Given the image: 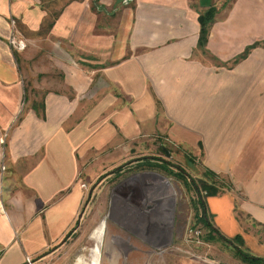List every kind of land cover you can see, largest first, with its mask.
<instances>
[{
	"label": "crops",
	"instance_id": "1",
	"mask_svg": "<svg viewBox=\"0 0 264 264\" xmlns=\"http://www.w3.org/2000/svg\"><path fill=\"white\" fill-rule=\"evenodd\" d=\"M42 1L60 6L53 17ZM209 1L0 0V264H46L79 228L82 162L156 133L200 152L226 184L205 199L213 228L264 259V0ZM210 6L219 8L200 46L198 17ZM104 11L120 15L113 33L96 22ZM16 22L111 62L95 69L93 103L82 69L64 66L61 86L26 104L9 45Z\"/></svg>",
	"mask_w": 264,
	"mask_h": 264
},
{
	"label": "rangeland",
	"instance_id": "2",
	"mask_svg": "<svg viewBox=\"0 0 264 264\" xmlns=\"http://www.w3.org/2000/svg\"><path fill=\"white\" fill-rule=\"evenodd\" d=\"M208 2L211 5L212 1ZM42 3L51 17L60 8L56 4ZM228 3L229 0L219 1L222 8ZM210 8L217 12L219 7L210 6L207 10ZM119 18L120 15L116 18V14L106 13L97 17L96 22L107 26L108 30L103 33L109 34L115 32L111 31L110 24L113 26L117 19L120 22ZM80 35L74 38L75 44L82 39V33ZM13 36L25 45L24 50L18 52L9 44L23 78L26 104L34 99L40 103L46 90L59 88L64 66L82 69V88H85L82 96L94 102V89L102 86L100 75L95 77V69L111 62L95 63L92 56L82 54L81 47L49 36L44 27L30 32L16 22ZM121 140L97 157L92 155L82 162L79 178L85 199L79 228L46 264H77L78 257L81 264L82 258L90 264L89 251L93 246L96 249L90 237L102 221L106 228L100 244L99 264H110L114 252L113 257H118L120 264H244L232 246L217 239L209 241L208 230L198 221L200 210L193 183L215 184L219 191L226 186L209 178L202 167L200 152L159 133ZM161 166L164 169L159 168ZM162 178L174 188L172 204L163 201L170 194ZM201 196L204 197L203 192ZM149 204L154 205V209L153 214L148 215ZM170 208L171 221L166 219ZM99 235L102 234L97 232L96 237ZM117 248L125 253L118 254Z\"/></svg>",
	"mask_w": 264,
	"mask_h": 264
},
{
	"label": "trees",
	"instance_id": "3",
	"mask_svg": "<svg viewBox=\"0 0 264 264\" xmlns=\"http://www.w3.org/2000/svg\"><path fill=\"white\" fill-rule=\"evenodd\" d=\"M216 11L212 8L204 12L198 17V24L200 26V39H199V45L203 46L205 45L207 34H208V28L210 24L214 21V17L216 15ZM158 167V166H157ZM164 169L163 166L159 167ZM209 178L215 179V175L212 173H208L206 171ZM183 177V176H182ZM214 182H217L214 180ZM218 183V182H217ZM192 187L197 192V205L198 209L200 210V217H198V221L202 223V225L208 230V240L212 241L214 239H217L220 242H224L230 246L235 251V255L243 262L244 264H264V259L257 258L249 254L246 250L243 249L242 246V239L238 236L233 239H225L222 237L217 230H215L212 226V224L209 222V216L206 212V203L205 199L207 197L216 196L221 193V190L217 188L215 184L210 183H204L200 182L199 185L193 183ZM201 192L204 193V197L201 196ZM73 230L70 231L64 238V240L67 239L72 234Z\"/></svg>",
	"mask_w": 264,
	"mask_h": 264
},
{
	"label": "bare ground",
	"instance_id": "4",
	"mask_svg": "<svg viewBox=\"0 0 264 264\" xmlns=\"http://www.w3.org/2000/svg\"><path fill=\"white\" fill-rule=\"evenodd\" d=\"M161 181L164 183L165 186H167V188H168V190H169L168 193L170 194V196L167 198V200L164 199L163 201H164V202H170V203L172 204V202L175 201L174 190H173L174 188H172V186H170L171 184H169L168 181H166L165 179L162 178ZM165 193H166V192H165ZM164 195H165V194H164ZM175 195H176V194H175ZM165 197H166V196H165ZM150 200H151V199H150ZM164 204H165V203H164ZM166 204H167V203H166ZM171 204H170V205H171ZM145 207H146V206H145ZM164 207H165V206H163V208H164ZM153 209H154V205H152V204H151V205H150V204L147 205V213H148V214H153ZM161 209H162V208H161ZM165 210H166V209H165ZM165 210H163V211H165ZM169 210H170V214H169V216L167 215L168 217H166V219L169 218V220L171 221V218H170V217L172 216L171 208H170ZM163 211H162V212H163ZM165 213H166V212H165ZM167 213H168V212H167ZM137 215H138V214H137ZM157 215H158V214H157ZM161 215H162V214H161ZM152 216H153V215H152ZM150 217H151V216H150ZM163 219H164V218H163ZM163 219H162V220H163ZM166 219H165V220H166ZM155 220H156V219H155ZM165 220H164V221H165ZM169 220H168V222H169ZM102 222H103V221H102ZM98 226H99V225H98ZM98 226H97V227H98ZM97 227H96V228H97ZM103 235H104V232H103V234H102V237H103ZM102 237H101V240H100V244H101V241H102ZM99 259H100V245H99V252H98V261H99Z\"/></svg>",
	"mask_w": 264,
	"mask_h": 264
},
{
	"label": "clouds",
	"instance_id": "5",
	"mask_svg": "<svg viewBox=\"0 0 264 264\" xmlns=\"http://www.w3.org/2000/svg\"><path fill=\"white\" fill-rule=\"evenodd\" d=\"M106 228V223L105 222H102L101 225L95 229L92 233V236L90 237L91 239L95 240L96 239V233L97 232H100L101 234H103L104 230ZM98 249H95L94 248V251H97ZM77 264H81V259L78 257L77 258ZM94 264H99V261H94Z\"/></svg>",
	"mask_w": 264,
	"mask_h": 264
},
{
	"label": "built area",
	"instance_id": "6",
	"mask_svg": "<svg viewBox=\"0 0 264 264\" xmlns=\"http://www.w3.org/2000/svg\"><path fill=\"white\" fill-rule=\"evenodd\" d=\"M9 44L11 45V47H12L14 50H16V51H18V52L24 50V48H25L24 43H23L22 41H16L13 35H12L11 38H10ZM83 187H84V186H83Z\"/></svg>",
	"mask_w": 264,
	"mask_h": 264
}]
</instances>
